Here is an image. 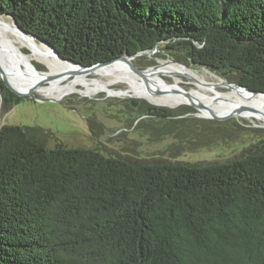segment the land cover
<instances>
[{"label": "trees", "instance_id": "trees-1", "mask_svg": "<svg viewBox=\"0 0 264 264\" xmlns=\"http://www.w3.org/2000/svg\"><path fill=\"white\" fill-rule=\"evenodd\" d=\"M0 15L83 65L163 49L264 92V0H0ZM0 95L6 112L23 101L1 81ZM127 109L140 125L157 120L154 140L184 142L190 125L209 148L237 152L190 163L179 148L49 146L41 128L3 125L0 264H264V132L183 117L191 108L131 99Z\"/></svg>", "mask_w": 264, "mask_h": 264}, {"label": "rangeland", "instance_id": "rangeland-1", "mask_svg": "<svg viewBox=\"0 0 264 264\" xmlns=\"http://www.w3.org/2000/svg\"><path fill=\"white\" fill-rule=\"evenodd\" d=\"M0 18L11 24L14 23L6 15L0 16ZM24 51L28 53L27 49H24ZM172 60L175 59L167 56L166 51L163 49H159L150 56L137 57L132 62L139 69L147 71L167 63H173ZM31 63H33V60L27 62L29 70ZM34 64L42 72L49 70L46 65L38 61H34ZM186 65L188 66L187 68L192 69L198 76L204 78L209 83L225 81L205 67L193 64ZM178 66L181 65L179 64ZM23 68L26 67L24 66ZM160 75L155 76V79L166 87L167 85H174L178 79L181 85L177 86V91L180 89L190 91L197 88L195 81L187 75L178 76L171 73ZM37 79L35 78L33 80L36 81V84L39 82ZM57 79L58 81L56 82L61 83V85H67L74 78L66 77L59 80L58 77ZM53 83L51 86V83L47 82L44 86L53 87ZM127 89H129L127 84L117 83L110 89L103 90L98 94L83 96L79 92H75L62 97L60 101L49 100L59 98L39 92L35 95L41 100L37 98L24 99L20 104L14 106L7 112L2 107L0 95V127L7 124L41 128L54 136V138L49 139V146H54L58 140L69 147L95 148L100 143L110 151L138 153L139 155L142 154V157H145V155L170 157L179 148L177 151L179 154L176 160L190 163L226 160L236 154V144L214 146V148H209V146L204 145L207 142V137L205 135L202 138L201 134L204 133L202 129H196L190 125L186 126L183 130L182 137L187 139L184 142L180 138H175L173 135L164 136L163 140H154L152 135L154 131L148 130L147 132L146 129H153L152 124H155L157 120L148 119L144 121L143 118L141 122L143 124L141 125L139 124V120L132 122L134 115H130L128 112L127 103L129 100L135 99L146 101L153 106L156 105L152 104L146 98L118 94V92ZM219 89L223 92L228 91V89L223 87H219ZM158 107L172 109L167 106ZM183 108H191V106L184 103L172 110ZM211 110L204 108V112L201 109V113L208 116L213 113ZM231 119L236 120L240 125L247 128L262 130L264 132V126L256 119L252 120L239 117ZM139 125L141 127L137 128ZM155 132L158 135L160 134L158 128L155 129Z\"/></svg>", "mask_w": 264, "mask_h": 264}, {"label": "bare ground", "instance_id": "bare-ground-1", "mask_svg": "<svg viewBox=\"0 0 264 264\" xmlns=\"http://www.w3.org/2000/svg\"><path fill=\"white\" fill-rule=\"evenodd\" d=\"M0 39L6 54L4 69L8 72L11 84L18 89L39 88L43 82L48 80V76H55L56 79L51 81V86L55 82L53 87L44 86V83L39 91L56 98H62L75 92H79L83 96H91L110 89L117 83H123L127 84L129 89L120 91L118 94L146 98L154 105L170 108H176L184 103L193 104L196 110L200 109V112L201 109L204 112V108H208L212 109L211 111L215 114L243 109L244 114L237 115V117L256 119L264 126V96L251 95L239 88L230 87H225L228 91L223 92L219 89L223 86L222 82L209 83L187 67L167 63L148 70L145 76L146 80L132 72L127 63L123 61L86 72L75 65L58 59L47 46L23 34L15 25L1 18ZM24 49H27L28 53ZM30 60H33V63H31L29 70L27 62ZM34 61L46 65L49 70L40 72L34 65ZM24 66L26 68H23ZM128 70L132 73H129ZM167 73L178 76L187 75L195 81L197 88L185 91L187 93L183 94L180 91L182 89L178 91L176 89L177 86L181 85L178 79L174 85H167V87L155 79V76ZM58 77L59 80L66 77L74 79L67 85H61V83L56 82ZM35 78L39 80L37 84L36 81H33Z\"/></svg>", "mask_w": 264, "mask_h": 264}, {"label": "water", "instance_id": "water-1", "mask_svg": "<svg viewBox=\"0 0 264 264\" xmlns=\"http://www.w3.org/2000/svg\"><path fill=\"white\" fill-rule=\"evenodd\" d=\"M0 16H4V15H0ZM8 16V15H6ZM10 17V16H8ZM11 18V17H10ZM13 25H15L17 27V29L22 32L23 34L27 35V36H30L33 40H36L37 42H39L40 44H44L45 46H47L52 52L53 54L60 60L64 61V62H68L72 65H75L79 68H81L83 71H86V72H91L93 70H96L98 68H101L103 66H106V65H109V64H112L114 62H119V61H123L125 63H127V65L130 67V69L132 70V72H134L135 74L139 75L142 79L146 80L145 79V76L147 75V71H144V70H141L139 69L133 62L132 60L137 58V57H143V56H150L152 54H154L156 51H158V49H155L153 51H149V52H141V53H138L136 55H123V56H119V57H116V58H112L110 60H107V61H104V62H100V63H97V64H94V65H83L81 63H78V62H74L72 60H69V59H65L63 58L59 52L52 46L50 45L49 43L39 39L37 36L35 35H32L28 32H26L24 29H22L18 23L13 19ZM5 51V48L4 46L2 45V42H1V39H0V81L2 82V84L4 85V87L10 91L11 93L17 95L18 97H20L21 99H33V98H37L38 100L40 98H38L35 94L36 93H39L40 91V87H42V85L44 83H51V81L55 80L56 77L55 76H48L47 79L45 82H43L39 88L37 87H33V88H28V89H18L17 87L13 86L10 82V79H9V76H8V72H6V70L4 69V66H5V58H6V54L4 53ZM173 63L175 64H180L181 66L183 67H188L186 64H182V63H179L178 61H175V60H172ZM35 65V64H34ZM36 66V65H35ZM36 68L38 69V67L36 66ZM40 71V69H38ZM209 70V69H208ZM42 72V71H40ZM45 72V71H43ZM19 73H21V71H19ZM216 75V74H215ZM17 76V75H16ZM17 78V77H16ZM224 79V78H222ZM225 81H223L221 84L223 85L222 87L225 88V87H230V88H239L240 90H243L244 92L246 93H249L251 95H262L264 96V92L262 91H252L251 89L247 88V87H244L238 83H234V82H230L226 79H224ZM181 93H187L185 92V90H180ZM44 99H49V98H44ZM60 99L62 98H59V99H49V100H52V101H60ZM41 100V99H40ZM157 106V105H156ZM191 108H192V112L191 113H188L186 114L185 116L183 117H194V118H203V119H209V120H214V121H219V122H223V121H226V120H229L231 118H236L237 115H243L244 111H242L243 109H239V110H236L234 112H230V113H226V112H220V113H212L211 115H208V116H205L203 115L201 112H200V109H195L194 108V105H190ZM173 109V108H172Z\"/></svg>", "mask_w": 264, "mask_h": 264}]
</instances>
